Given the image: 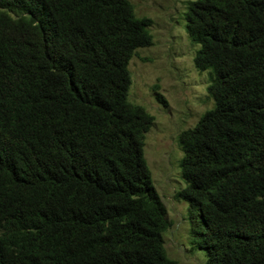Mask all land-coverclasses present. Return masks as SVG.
Instances as JSON below:
<instances>
[{
	"label": "trees",
	"instance_id": "trees-1",
	"mask_svg": "<svg viewBox=\"0 0 264 264\" xmlns=\"http://www.w3.org/2000/svg\"><path fill=\"white\" fill-rule=\"evenodd\" d=\"M186 6L214 102L179 136L191 245L264 264V0ZM152 24L131 0H0V264H178L144 153L154 117L129 100Z\"/></svg>",
	"mask_w": 264,
	"mask_h": 264
},
{
	"label": "rangeland",
	"instance_id": "rangeland-1",
	"mask_svg": "<svg viewBox=\"0 0 264 264\" xmlns=\"http://www.w3.org/2000/svg\"><path fill=\"white\" fill-rule=\"evenodd\" d=\"M188 1L131 0L138 17L153 21V44L139 49L130 61L129 100L154 117L144 153L170 222L164 235L168 256L178 264H208L206 251L191 245L190 204L177 198L185 187L179 136L214 107L208 93L211 72L196 69L194 57L200 46L191 42L186 31Z\"/></svg>",
	"mask_w": 264,
	"mask_h": 264
}]
</instances>
